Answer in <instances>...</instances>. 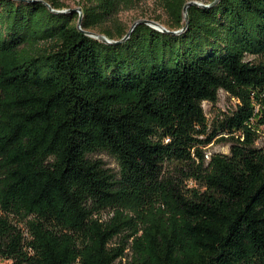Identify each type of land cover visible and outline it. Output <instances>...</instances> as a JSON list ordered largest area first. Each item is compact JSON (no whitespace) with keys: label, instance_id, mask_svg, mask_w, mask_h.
Masks as SVG:
<instances>
[{"label":"trees","instance_id":"16d2710c","mask_svg":"<svg viewBox=\"0 0 264 264\" xmlns=\"http://www.w3.org/2000/svg\"><path fill=\"white\" fill-rule=\"evenodd\" d=\"M42 1L0 0V264H264V0L117 44L83 31L140 0H89L80 28ZM185 2L166 0L175 29ZM133 45L155 63L110 72ZM220 89L238 105L210 125ZM218 132L229 152L208 154Z\"/></svg>","mask_w":264,"mask_h":264},{"label":"rangeland","instance_id":"374dc122","mask_svg":"<svg viewBox=\"0 0 264 264\" xmlns=\"http://www.w3.org/2000/svg\"><path fill=\"white\" fill-rule=\"evenodd\" d=\"M64 2V5L67 8H74L78 12L80 6L84 3H88L89 0H61ZM189 1V0H186ZM203 3H208L207 0H197ZM166 0H140L135 2L131 7H121L119 11L109 20H106L102 24L94 27L92 31L102 33L104 29L108 30L113 34V38L117 39V34L115 30V25H119L124 30H128L130 25L137 19H152L160 22L170 29H175L173 23L169 19L167 11L165 9ZM81 10V9H80ZM185 21L183 18V25ZM185 30V29H184ZM183 30V31H184ZM182 32V31H181ZM104 34V33H103ZM168 34L164 33L162 37H166ZM136 45L130 47H121L119 48L120 54L116 56L117 63L113 66L110 72L114 70L116 74L120 76L127 75L129 73H138L141 69H146L150 65L155 63L153 59V54L150 52L149 46H146L141 54L136 53ZM162 57V54L159 53L158 57ZM247 58H252L253 60H259L260 57L247 56ZM109 72V73H110ZM106 73V72H104ZM238 101L237 99L231 97L224 90L220 89L218 91V97L215 102L203 101L202 105L208 119L209 124L216 121L219 117L224 114L231 113L237 108ZM260 133L258 139L256 140V145L264 144V128L260 126L258 128ZM223 134L218 132L211 141L205 146L206 152L208 154L213 152H223L228 153L230 148V143L222 139ZM92 157L101 159L106 167H109L113 172H116L118 169L117 163L114 157L107 152L96 151L92 154ZM190 185V182H189ZM117 241L118 238H115ZM2 262H7L2 261ZM116 264L118 262L116 261Z\"/></svg>","mask_w":264,"mask_h":264},{"label":"water","instance_id":"95a60500","mask_svg":"<svg viewBox=\"0 0 264 264\" xmlns=\"http://www.w3.org/2000/svg\"><path fill=\"white\" fill-rule=\"evenodd\" d=\"M42 1V0H41ZM219 0H212L208 3H203V2H200V1H197V0H189V1H186L185 4L183 5V15H184V25L178 29H170L166 26H164L163 24H161L160 22L158 21H155V20H152V19H137L135 20L131 25L130 27L128 28V30L126 31V33L119 39H114V38H109L108 36H106L105 34L103 33H98V32H95V31H92V30H84L83 32L101 42H104V43H107V44H117V43H121L123 42L132 32V30L134 29V27L138 24V23H144V24H147L159 31H162V32H165V33H169V34H179L181 31H183L186 26H187V15H186V8L189 6V5H196L198 7H210V6H213L214 4H216ZM43 3H45L48 8L52 11H55V12H70V11H76V9L74 8H65V9H54L52 8L47 2L45 1H42ZM78 13H79V17H78V21H77V26L78 28H80V20H81V10L79 9L78 10Z\"/></svg>","mask_w":264,"mask_h":264}]
</instances>
